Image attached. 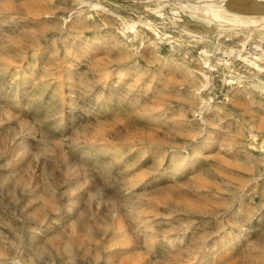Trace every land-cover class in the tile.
<instances>
[{"label": "rangeland", "instance_id": "rangeland-1", "mask_svg": "<svg viewBox=\"0 0 264 264\" xmlns=\"http://www.w3.org/2000/svg\"><path fill=\"white\" fill-rule=\"evenodd\" d=\"M31 1L0 0V264H121L117 221L136 264H264L262 24L201 11L264 0Z\"/></svg>", "mask_w": 264, "mask_h": 264}, {"label": "bare ground", "instance_id": "bare-ground-1", "mask_svg": "<svg viewBox=\"0 0 264 264\" xmlns=\"http://www.w3.org/2000/svg\"><path fill=\"white\" fill-rule=\"evenodd\" d=\"M33 1H35V0H32L31 2H33ZM98 3H96V5H97ZM99 5V4H98ZM12 7V6H11ZM17 7V6H16ZM203 11L205 12L204 14H205V16H210L211 17V19L212 18H214V19H219V20H222V21H230V22H234V23H243V24H245V25H249L250 26V24H252V25H258V24H260L261 23V21H262V19H264V16H261V17H253V18H248V19H244V18H241L240 16H237V15H235V14H232V13H229L226 9H224V8H220V7H215V6H205L204 7V9H203ZM135 21L134 20H131V22H128V27H130V29H133V26H134V23ZM261 32H264V24H262L259 28H258ZM250 32V31H249ZM78 35V34H77ZM263 36V35H262ZM30 38V39H29ZM23 39H24V37H23ZM27 39H29V40H27ZM25 40H27L28 42H25L26 43V45L25 44H23L24 42H22V44L24 45L23 46V48L25 49L26 47L25 46H28V47H31L32 48V50H33V47L31 46L32 44H33V41L35 40L33 37H28V38H26L25 37ZM86 46V45H85ZM242 46H243V43H242ZM17 48H19V47H17ZM21 48V47H20ZM22 49V48H21ZM21 49H20V52L19 53H21ZM16 51H18L17 49H15ZM10 51V50H9ZM206 51H209L208 50V48H205V50H204V52H206ZM34 52V51H33ZM36 52V51H35ZM87 51H86V47H82V48H80V50H78V52H77V50H76V52H72V56H71V59H73V58H75V56L77 57V55H84L85 53H86ZM76 53H77V55H76ZM248 53H251V52H248ZM13 54V53H12ZM34 54V53H33ZM39 54V53H38ZM124 55H125V57H127L128 55H130V53L128 52V51H126V52H124ZM12 56V55H11ZM253 57L254 58H256V56L253 54ZM12 59H14L15 58V55L13 56V57H11ZM203 62H204V64L205 65H207L208 67H210L211 69H215V66L213 65V64H210V61L208 62V61H206V60H208V57L207 56H205V57H203ZM5 61V60H4ZM242 61L243 62H246V64L247 65H250L251 67L252 66H254V67H256V68H258L259 66H258V64L256 63V61L254 60V59H251V56H250V54H247V55H245V56H242ZM24 62H25V60H24ZM18 63V62H17ZM31 62H29V64H30ZM224 64L225 65H230V62L227 60V61H225L224 60ZM12 65V64H11ZM171 65H175L176 66V63H173V64H171ZM4 67H6V66H4ZM9 68V67H8ZM105 70V69H104ZM5 71H10V69H5ZM18 71V70H17ZM19 72V71H18ZM18 72H14V73H12V74H9V78L10 79H12V81H16L17 82V84H18V88H17V90H12L13 92H18V89H22L24 86V83H23V79L26 77V72H21L20 74L18 73ZM260 72V71H259ZM105 73V72H104ZM106 73H107V70H106ZM116 73H120L119 71H117ZM123 73V72H122ZM125 73V72H124ZM121 74V73H120ZM258 74V73H257ZM18 75V76H17ZM122 75V74H121ZM203 75H205L206 76V78H207V75L206 74H203ZM106 76H107V74H106ZM204 76V77H205ZM240 76H242V74H240ZM205 78V79H206ZM256 79V78H255ZM258 80H260V79H258ZM253 82V86L254 87H257V88H259L260 89V91L261 92H264V81H262V80H260L259 82H257V83H255L254 82V80H252ZM69 82V81H68ZM206 83V82H205ZM71 84H72V82H71ZM68 85V84H67ZM66 86V85H65ZM10 87V86H9ZM60 88H62V89H60V91H58V93H59V95H61V96H64V92L66 91V90H68L69 88H71V85H68L66 88L65 87H63V86H61ZM8 91H11V89H8ZM65 93H67V92H65ZM21 94V93H20ZM66 95V94H65ZM17 96V95H16ZM21 96H22V94H21ZM209 98V97H208ZM16 100H21V98H20V96H17V99ZM64 102V101H63ZM206 103L208 104L209 102L208 101H206ZM21 104V103H20ZM64 106V105H63ZM151 116V115H150ZM253 131H249V134H248V136H250V137H252V138H254L255 137V134H253L252 133ZM257 136V135H256ZM250 144V146H254L255 144L254 143H252V142H250L249 143ZM110 145L111 144H106V143H103V144H101L99 147L100 148H96V149H94L92 152H94V153H99V151L100 150H108V149H110ZM232 145V144H231ZM230 144H229V146H231ZM259 149L262 151V150H264V147L263 146H259ZM249 153H250V150H247ZM194 152H195V157L192 159L191 158V160H188V156L187 157H183V156H178L179 157V159H178V162L180 161H182L183 162V165L182 166H177V164H176V168H172V172H177V171H179L180 169H183L182 171H185V170H188V169H191L193 166H194V164H196V162L198 161V160H200L202 157H203V151L202 150H200V148H198V146H194ZM118 152L117 151H114V153L113 154H117ZM173 154V153H172ZM171 154V155H172ZM192 156V155H191ZM177 162V161H176ZM261 164H262V169L261 170H264V161H262L261 160ZM252 166V165H251ZM166 172L165 171H161V172H158L155 176V178H152L151 180H148L151 184L153 183H155V182H157L158 180H160L161 178H163V177H165L166 176ZM264 183V182H263ZM264 186V185H263ZM7 188V187H6ZM12 188H13V186H12ZM16 188H17V186H16ZM21 188V187H20ZM30 188H32V187H30ZM34 188V187H33ZM10 189V188H9ZM0 190H1V188H0ZM4 190V189H3ZM25 190V189H24ZM7 191V190H6ZM21 191V190H20ZM29 191V190H28ZM13 192V191H12ZM14 192H16V191H14ZM31 192V191H30ZM34 192V191H33ZM53 192V191H52ZM26 193V192H25ZM49 193V192H48ZM3 194V193H2ZM10 195L11 194H9V197H10ZM16 195V194H15ZM21 195V194H20ZM47 195V194H46ZM7 196H8V194H7ZM12 197H14V195L13 196H11V198ZM6 198V197H5ZM5 198H4V200H5ZM15 198H16V196H15ZM13 199V198H12ZM9 200L10 199H8V202H9ZM16 200H20V199H16ZM7 200H5V202H6ZM8 202H6L5 203V205L6 206H9V205H11V204H9ZM11 202V201H10ZM14 203H16V202H14ZM13 203V204H14ZM71 202H70V204L67 206L68 207V210H71ZM16 205V204H15ZM53 211H54V209H52ZM56 211H57V208H56ZM4 220V219H3ZM2 220V221H3ZM6 222V221H5ZM4 223V222H3ZM72 223V222H71ZM70 223V224H71ZM6 224V223H5ZM9 224V223H8ZM8 224H7V226H8ZM74 223H72L71 225H73ZM10 226V225H9ZM74 227V226H73ZM76 228V227H75ZM127 231H128V229L127 228H125V230L123 229H121V226H120V223L117 221V223H116V226H115V229H114V233H113V237H112V239H113V241H116L118 244H120L121 245V248H120V250H121V252L123 251L126 255H128L127 256V258L125 259V256H124V262H123V256H122V254H120V261L119 262H121V264H136V260L135 259H133V257L134 256H132L131 254H132V242L130 241V239H131V237H129V235L127 236V235H125V236H123V234L125 233H127ZM128 233H129V231H128ZM58 234V233H57ZM131 235V234H130ZM56 236V235H55ZM122 237V238H121ZM121 238V240H118V239H120ZM1 239V238H0ZM91 240L93 239V238H90ZM5 240V239H4ZM133 241V240H132ZM222 241H223V243L221 244V246H222V251L220 250L219 251V253L220 254H223V253H225L226 252V250L227 249H225V251H224V249L223 248H228V250H229V248H231V247H233V245L231 246V244H232V240H231V235H229V234H225V236L222 238ZM109 242V241H108ZM229 242H230V244H229ZM115 243V242H114ZM116 243V244H117ZM108 245H109V243H108ZM107 245V246H108ZM115 252V251H114ZM120 252V253H121ZM200 252V250H198L197 252H196V254H193V256H192V258H190V261L191 262H189V263H192V262H194V261H197V262H200V261H204L205 260V257L203 256V252H201V253H199ZM125 254H123V255H125ZM224 255V254H223ZM107 256V259H106V263L107 264H113V260H112V255H111V253L110 254H108V255H106ZM116 256V255H115ZM117 256H119V255H117ZM144 256V255H143ZM101 257V256H100ZM220 257V256H219ZM135 258H136V256H135ZM63 261V260H62ZM115 261V260H114ZM116 261H118V258L116 259ZM105 263V264H106ZM116 263V262H115ZM17 264H34L32 261H29V262H19V261H17Z\"/></svg>", "mask_w": 264, "mask_h": 264}, {"label": "crops", "instance_id": "crops-1", "mask_svg": "<svg viewBox=\"0 0 264 264\" xmlns=\"http://www.w3.org/2000/svg\"><path fill=\"white\" fill-rule=\"evenodd\" d=\"M219 4H221V3H219ZM221 5H223V4H221ZM204 7L205 6H203V8H202V10L201 11H203V9H204ZM225 8H226V10L227 11H229V12H231L232 14H237V16H240L241 18H244V19H248V18H250V17H248V16H246V15H243L242 13H239V12H235V11H231V10H229L226 6H225ZM196 12V11H195ZM204 12V11H203ZM205 13V12H204ZM202 15V14H201ZM261 16H264V14H261L259 17H261ZM200 20H201V18H200ZM228 25H229V23H227ZM231 25H233L232 23H230ZM260 24H264V19H262V21H261V23ZM249 26V25H248ZM263 34V36H262V38H264V32H262Z\"/></svg>", "mask_w": 264, "mask_h": 264}]
</instances>
